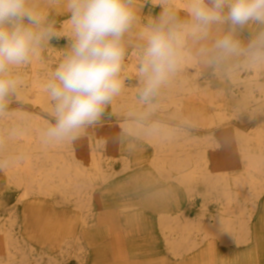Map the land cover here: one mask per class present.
Listing matches in <instances>:
<instances>
[{
    "label": "rangeland",
    "instance_id": "rangeland-1",
    "mask_svg": "<svg viewBox=\"0 0 264 264\" xmlns=\"http://www.w3.org/2000/svg\"><path fill=\"white\" fill-rule=\"evenodd\" d=\"M31 3L46 22L55 23L61 34L37 53L44 64L43 73L49 76L67 47L64 22L68 14L64 0H31ZM134 7L137 20L125 36L126 56L124 74L121 75H124L127 88H137L135 95L139 99L137 91L141 85L136 72L146 26L164 8L180 19H186L187 14L182 8L166 7L158 0H135ZM255 31V27L245 30L241 39L246 42ZM184 55L187 60H194L183 65L181 59L180 67L183 68L179 67L176 73L184 71L201 90L213 92L227 108L223 119H218L215 112L205 105L186 99L180 114L174 107L162 109L158 106V97L152 107L143 103L147 112L140 116L119 115L111 109V103L91 131L98 136L95 144L104 157L103 169L106 163H110L112 168L105 171V177L94 179L91 202L82 210L75 198L66 201L61 197L33 195L22 199V191L8 184L0 169V228L4 226L12 234V243L15 242L10 248L11 257H15L12 264H264V194L255 202L256 205H250L244 201L245 192L241 194L233 186L230 191L240 201L243 200L242 208L246 211L240 218L239 209L233 206L229 214L238 215L242 221L248 220V242L242 245L222 244L217 239L208 237L202 240L198 236L194 238H197V247L187 254L184 252L176 258L170 253L160 216L204 220L207 216L222 214L223 200L219 195L204 198L197 191L192 194L180 183L161 177L151 164L152 147L143 139L125 133L120 125L126 120L140 122L141 119L147 121L145 125L169 122L176 131L204 142L207 167L214 176H224L231 182L235 175L243 173L245 148H242V139L236 135V130L253 133L264 128V106L243 101L238 104L237 101L240 103L242 100L243 89L235 86V79L240 77L242 82L252 80L253 83L264 84V67L255 71V68L245 65L242 57L233 58L221 66H207L191 41ZM132 62L135 70L126 72ZM22 67L29 73L27 65ZM255 74L257 81L253 80ZM20 90H24V86L17 87L10 98L7 115L17 111L38 113L34 111L38 107L18 98ZM46 114L44 117L54 122L50 113ZM81 144L77 145L78 148L84 149V143ZM202 209H206V216L199 217L200 213L203 214ZM10 258L0 239V264H6Z\"/></svg>",
    "mask_w": 264,
    "mask_h": 264
},
{
    "label": "clouds",
    "instance_id": "clouds-1",
    "mask_svg": "<svg viewBox=\"0 0 264 264\" xmlns=\"http://www.w3.org/2000/svg\"><path fill=\"white\" fill-rule=\"evenodd\" d=\"M134 2L64 0L68 43L43 85L54 121L42 134L44 143L76 141L121 94L125 36L137 20ZM184 11L180 19L164 8L142 35L138 97L149 107L179 70L189 41L207 66L242 57L248 67H264V0H187ZM252 27L256 31L243 41L241 34ZM60 35L31 0H0V117L19 83L12 70Z\"/></svg>",
    "mask_w": 264,
    "mask_h": 264
},
{
    "label": "bare ground",
    "instance_id": "bare-ground-1",
    "mask_svg": "<svg viewBox=\"0 0 264 264\" xmlns=\"http://www.w3.org/2000/svg\"><path fill=\"white\" fill-rule=\"evenodd\" d=\"M158 1L166 7L175 6L180 9H184L187 4V0ZM39 57V54H36L27 64L29 73L24 72L23 67L12 70L14 76L19 80L17 87L24 86V90L18 92V98L31 102L39 109L34 110L38 113L12 112L11 115L0 119V162H4L5 165L0 169L4 173L7 183L22 191V199L33 195L46 196V198L47 196L61 197L66 201L75 198L78 207L82 210L90 201L91 192L94 189V179L98 176L103 177L105 171H110L112 166L110 163H106L105 170L103 169L104 157L98 147L96 148L95 140L98 136L91 131L92 128L85 129L74 142L51 144L43 142L42 134L51 122V119L44 116L47 115L46 113H50L51 104L43 90L48 76L43 73L44 64ZM187 59L183 54V65L194 60ZM257 69L258 67H255V71ZM134 70L132 62L125 71L132 72ZM256 74L253 79L255 81H257ZM121 77L124 81V75ZM235 86L239 88L242 86L243 89L242 100L240 103L237 101L238 104L243 101L260 105V107L264 106V84L253 83L252 80L242 82L238 77L235 79ZM136 90L137 88H127L124 85L121 94L113 100L111 109L118 114L144 115L147 110L144 111L143 103L136 97ZM157 97L159 99L158 106L162 109L169 106L174 107L175 112L179 114L182 111L184 99L205 105L208 110L215 112L218 119H223L227 110L225 105L217 100L213 92L201 90L199 85L194 84L182 70L171 78ZM257 108L259 107L257 106ZM157 109L159 108L157 107ZM146 122L145 119H141L140 122L126 120L120 125L125 133L143 139L152 147L151 164L157 171L156 173L161 177L180 183L191 193L197 191L204 198L219 195L223 200L221 203L224 207H222V214L207 216L204 220L198 218L190 221L181 218L182 216L174 218L160 216L161 229L166 237L170 253L175 257L184 252L187 254L188 251L197 247V238H194L198 236H201L202 240L208 237L217 239L222 244L242 245L247 243L249 230L246 222L248 220H239V216L241 218V214L245 210L244 207L242 208L243 200L240 201L236 194L230 191V187L233 186L241 194L245 192L244 201L248 204L251 203L250 205H254L264 194V128H258L253 133L236 130V135L242 139L241 146L245 148L244 151L242 149L244 171L235 175L230 182L224 176H214L209 171L204 142L193 140L176 131L175 126L170 125L169 122H154L145 125ZM82 142L84 149L77 146ZM97 145L99 146V144ZM240 163L242 162L240 161ZM233 206L239 209V216L234 217L229 214V209ZM249 207L251 208V206ZM205 211L206 209H202L203 214L200 213L199 217L206 216ZM83 218L85 219V217ZM11 235L4 229V226L0 228L1 244L6 249L8 258L11 257L10 248L13 243L15 244V242L12 243ZM14 258L11 257V262L8 261L6 264H12Z\"/></svg>",
    "mask_w": 264,
    "mask_h": 264
}]
</instances>
